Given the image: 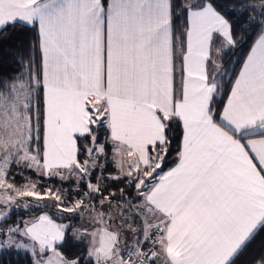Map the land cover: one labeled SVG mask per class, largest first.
<instances>
[{"label":"snow or ice","instance_id":"1","mask_svg":"<svg viewBox=\"0 0 264 264\" xmlns=\"http://www.w3.org/2000/svg\"><path fill=\"white\" fill-rule=\"evenodd\" d=\"M236 14L255 36L230 76ZM17 26L36 30L39 60L0 76V255L236 264L264 232V0H0V32ZM24 171L70 186L41 189ZM19 209L39 214L9 223ZM85 210L98 227L69 257L62 221Z\"/></svg>","mask_w":264,"mask_h":264},{"label":"trees","instance_id":"2","mask_svg":"<svg viewBox=\"0 0 264 264\" xmlns=\"http://www.w3.org/2000/svg\"><path fill=\"white\" fill-rule=\"evenodd\" d=\"M108 1L109 0H105L106 3ZM252 2L257 3V0H252ZM236 15H237V20L234 21V23H235L236 31L239 33L238 38H242L241 46L238 49L225 50L222 56V63L225 68H229L230 76H235V74L238 73L239 68L242 65V62L245 58L246 50L248 49V46L252 43V39L255 36V32L252 29H248L247 31H245L244 28L240 27L239 20L242 19V17H239V14ZM35 40H36V30L26 26L9 27L3 32H0V76L7 77L20 72L21 65L18 61H20L21 58H23L26 62L30 52L34 60L36 61L39 60V54L36 53L35 51H32V45L34 44ZM225 84H226L225 93H227L229 90L227 87L228 82L226 81ZM224 102H226V95L219 98L217 104L218 109L222 107V104ZM106 134H107L106 132L101 130L100 132L101 136H104ZM175 143L176 142H174V144ZM173 162L174 161L170 160L168 166L170 167ZM101 163H103V161H101ZM114 170H115L114 166L109 163L107 165V172L105 173V175H107L108 173H113ZM166 170L167 167L165 168V171ZM24 173L27 174L26 177L30 178L31 180H34L33 178L37 176L34 172L31 171H24ZM92 175H93V182H95V177L97 173L93 172ZM14 181L16 184H20V185L25 182V180L22 179L21 176ZM106 183L110 184L111 187L114 189L123 187L122 183L117 185V184H113L110 180L106 181ZM49 185H52L54 189L62 187V185H60V183L56 180H50ZM69 186L70 185L68 184V187ZM19 213L22 217H32L34 215L39 214V211L32 210V211L14 212L15 215L16 214L18 215ZM14 214L11 216L9 223L17 219V217H15ZM136 223L138 224L139 221H136ZM87 245L88 244L86 240L82 239L80 241H76L72 237H70V235H68L61 251H63L69 257H76V256H80L81 254H85L87 252ZM261 255H264V232H261L248 244L246 249L237 258L236 264H253V262L256 261L257 258L260 257ZM0 264H29V258L23 252L19 254L16 251L4 252L2 255H0Z\"/></svg>","mask_w":264,"mask_h":264},{"label":"rangeland","instance_id":"3","mask_svg":"<svg viewBox=\"0 0 264 264\" xmlns=\"http://www.w3.org/2000/svg\"><path fill=\"white\" fill-rule=\"evenodd\" d=\"M2 134V133H0ZM21 169H17L16 167L13 168L12 170V173L14 175V180L18 179L20 176L19 175H15V173L17 171H20ZM25 176H27V174L24 173ZM34 180L32 181H38V187L43 189V188H46L48 186H52V185H49L50 183V180H47V179H44L43 177H38L36 176L35 178H33ZM31 180V179H30ZM26 181L23 183V184H16L15 183V186H23L25 185ZM62 185V184H60ZM62 187L64 188H68V184H63ZM69 199H80V197L78 195H76L75 193H73L71 196L68 197ZM19 199V198H18ZM31 199V198H29ZM113 203L115 204L116 201H113ZM15 211H19V212H22V211H28V210H23V209H19V210H13L12 211V215L14 214ZM97 211H100L99 208H97ZM115 210H113V214H114ZM11 215V216H12ZM57 216H61V215H69V214H62V213H59L57 212L56 213ZM95 215V212H92V211H88V210H85L83 213H82V216L83 218H81V216H78V215H70V218L69 219H65L63 222L64 223H70L73 225V229H69V231L66 233L65 235V241L67 239V236L70 235V237H72L74 240L76 241H80L82 239L86 240L87 244L89 245V239L90 237H84L81 235V233L86 229L88 230L89 232L93 231L95 228L98 227V225L94 224L93 221H92V217ZM126 215V213H125ZM15 217H21L23 219H30L31 217H22L20 215V213L17 215L14 214ZM16 220V219H15ZM14 222V221H13ZM11 222V223H13ZM59 222V221H58ZM74 229L75 230H79V231H75L74 232ZM88 245H87V251H88ZM5 252H15V250L13 251H5Z\"/></svg>","mask_w":264,"mask_h":264},{"label":"crops","instance_id":"4","mask_svg":"<svg viewBox=\"0 0 264 264\" xmlns=\"http://www.w3.org/2000/svg\"><path fill=\"white\" fill-rule=\"evenodd\" d=\"M108 2H110V0H109ZM124 237H125L127 240L131 239V234H130V232H129V231H125V232H124ZM163 259H164V258L161 257V261H162ZM158 264H160V261H158Z\"/></svg>","mask_w":264,"mask_h":264},{"label":"built area","instance_id":"5","mask_svg":"<svg viewBox=\"0 0 264 264\" xmlns=\"http://www.w3.org/2000/svg\"><path fill=\"white\" fill-rule=\"evenodd\" d=\"M130 240V239H129Z\"/></svg>","mask_w":264,"mask_h":264}]
</instances>
